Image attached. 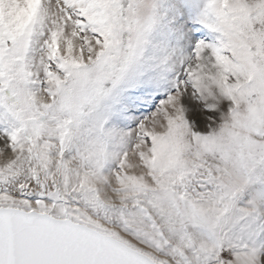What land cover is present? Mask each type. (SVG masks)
Returning <instances> with one entry per match:
<instances>
[{"label":"snow or ice","instance_id":"obj_1","mask_svg":"<svg viewBox=\"0 0 264 264\" xmlns=\"http://www.w3.org/2000/svg\"><path fill=\"white\" fill-rule=\"evenodd\" d=\"M0 264H264V0H0Z\"/></svg>","mask_w":264,"mask_h":264},{"label":"rangeland","instance_id":"obj_2","mask_svg":"<svg viewBox=\"0 0 264 264\" xmlns=\"http://www.w3.org/2000/svg\"><path fill=\"white\" fill-rule=\"evenodd\" d=\"M3 162V158L2 157H0V163H2Z\"/></svg>","mask_w":264,"mask_h":264}]
</instances>
